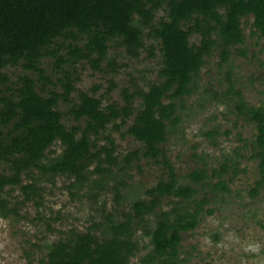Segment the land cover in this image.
Listing matches in <instances>:
<instances>
[{
    "label": "trees",
    "instance_id": "16d2710c",
    "mask_svg": "<svg viewBox=\"0 0 264 264\" xmlns=\"http://www.w3.org/2000/svg\"><path fill=\"white\" fill-rule=\"evenodd\" d=\"M157 9L164 15L154 20ZM247 17H251L250 33L264 50V0H0V69L18 65L35 73L40 85L38 90L36 80L23 73L13 86H7L6 76L0 73V163L6 170L0 172V217L17 213L2 196L5 186L18 187L19 203L40 199V181L54 175L71 178L67 184L73 189L70 195L83 186L89 197L110 190L114 204L113 213L104 211L102 220L92 222L86 231L67 230L66 237L45 244L44 257L37 264H128L139 249L133 237L136 228L148 240L142 244L148 250L136 264L187 260L179 257L181 233L193 230L204 214L212 213L213 206H204L220 201L229 192L230 180L245 170L227 156L215 166L207 165L193 152L191 156L200 165L192 166L181 175L184 180L178 181L179 175L162 148L170 135L182 130L178 108L188 116L195 107L211 101L229 103L230 112L252 123L255 132L248 142L249 157L258 160L261 175L248 194L255 196L259 188L264 193V105L244 101L229 70L224 74V90L203 86L194 106L182 105L184 97L196 92L204 58L216 53L219 62L225 63L231 50L245 54L241 23ZM191 35L197 36L196 43L189 42ZM143 36L156 43L159 53L154 82L144 90L135 84H131L132 90L122 86L119 103L102 105L98 97L81 91L76 101L70 102L73 77L68 67L84 61L93 70L113 72L114 59L107 55L111 47H122L130 57H137L139 49L152 56L153 46L145 47ZM43 57H50L61 72L56 79L60 92L45 90L52 82L40 67ZM134 98H138L136 106ZM58 99L68 103V115L82 121V126L65 127L60 122ZM130 116L124 133L139 143L135 149L117 156L109 135L98 146L89 139L116 119L119 123L113 126L118 129ZM199 134L209 145L217 144L215 127ZM55 141L60 150L53 154L49 147ZM238 156L235 150L234 158ZM141 158L160 163L165 176L123 210L122 175ZM115 170L121 171V176L115 177ZM164 198L171 206L162 210L159 203Z\"/></svg>",
    "mask_w": 264,
    "mask_h": 264
},
{
    "label": "rangeland",
    "instance_id": "374dc122",
    "mask_svg": "<svg viewBox=\"0 0 264 264\" xmlns=\"http://www.w3.org/2000/svg\"><path fill=\"white\" fill-rule=\"evenodd\" d=\"M163 15V10L157 9L154 20ZM250 21L251 17H247L242 19L241 23L245 54L238 55L231 50L232 53L225 63L219 62L216 53L204 58V64L197 73L196 92L184 97V108L194 106L203 86L224 90V74L227 70L234 80V86L240 88L244 101L255 106L264 105V50L260 49V40L250 33ZM142 40L145 47L150 44L153 46L152 56L147 55V51L143 49H139L137 57H130L125 55L122 47L108 48L107 55H110L115 63L113 72L106 68L103 71L93 70L84 61H78L68 67L73 77L70 102L76 101L81 91L98 97L102 105L112 101L119 103V90L122 86H129V90H132L131 84H135L143 90L146 89L148 83L157 79L160 65L156 43L145 36ZM189 42L196 43L197 36H189ZM101 65H104V61ZM40 67L52 82L46 85L45 90L60 92L56 79L61 77V72L54 67L52 59L43 57ZM0 73L6 76L7 86H13L12 82L17 76L27 74L36 80L39 90L36 74L23 71L18 65L5 66L0 69ZM0 89L3 90L1 84ZM137 102L138 98H134L133 105L136 106ZM228 105L229 103L211 101L202 108L195 107L194 113L188 116L184 114L183 109L178 108L182 130L170 135L162 144L164 154L179 175L178 181L184 180L181 175L192 166L200 165V161L191 156L193 152L200 154L207 165L215 166L227 156L235 159L238 166L245 170L230 180L229 192L223 194L220 201L204 206H213L212 213L204 214L193 230L181 233L179 257H186L187 260L180 264H264V193L263 189L259 188L255 196L248 194V190L255 186V181L260 179L261 175L258 160L249 157L248 142L252 139L255 129L252 123L245 122L230 112ZM67 107L68 103L58 99L56 109L60 113V122L65 127L75 124L82 126V121L71 119ZM130 122L131 116L125 119L118 129H114L113 124H118L119 120L111 121L98 134H90L89 139L98 146L105 141L103 137L109 135L114 144V153L117 156L124 154L139 146L137 141L124 133ZM212 127L219 133L215 136V146L209 145L208 139L199 134L200 131ZM224 130H227L228 134L223 135ZM240 139H245V142ZM49 149L53 150V154L58 153V142L55 141ZM235 150L240 155L236 158ZM93 166L94 163H91L89 168ZM0 172H6L4 163H0ZM121 174V171L115 170V177ZM164 176L162 165L151 159L141 158L126 167L122 175L125 186L120 188L124 198L120 204L121 209L126 210L133 198L143 197V190ZM21 180L27 181L23 175ZM70 180L71 178L60 175H54L50 180H41V198L21 203L17 186L4 187L2 196L8 200L9 206H15L17 213L0 217V264H37L38 259L44 257L45 244L66 237L67 230L86 231L92 222L102 220L104 211L113 213L114 204L110 190L96 191L95 196L89 197L85 195L87 189L83 186L77 189L75 195H70L73 191L67 185ZM167 200H160L159 206L162 210L171 206ZM133 237L138 241L139 249L128 259V264L138 263L140 257L148 250V247L142 248V244L148 240L142 236L140 228H136Z\"/></svg>",
    "mask_w": 264,
    "mask_h": 264
}]
</instances>
